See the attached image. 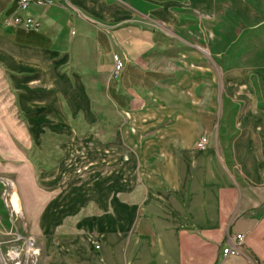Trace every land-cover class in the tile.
I'll return each mask as SVG.
<instances>
[{
	"label": "crops",
	"instance_id": "1",
	"mask_svg": "<svg viewBox=\"0 0 264 264\" xmlns=\"http://www.w3.org/2000/svg\"><path fill=\"white\" fill-rule=\"evenodd\" d=\"M184 1L55 0L24 12L17 0H0V173L17 175L16 144L37 140L29 118L66 128L74 123L63 120L65 111L100 105L101 112L144 110L137 120L147 128L158 122L149 113L159 107L149 102L158 89L184 78L188 95L201 90L200 117L179 115L165 133L154 128L140 134L137 157L123 151L128 160L120 179L96 182L84 193L93 209L89 225L76 224L59 241H46L42 264H264V70L243 79L212 74L208 60L202 61L207 67L191 65L192 56L178 53L186 44L154 28L172 26ZM188 3L210 12V0ZM23 16L40 30L4 25L7 17ZM114 55L124 63L116 80ZM71 64L74 71H68ZM80 67L100 79L102 99L96 84L87 95ZM198 68L199 83L193 73ZM12 103L26 122L20 133L16 119L2 118ZM91 117L92 127L101 126ZM201 137L208 141L204 149L197 148ZM7 143L14 146L7 149ZM33 176L31 170L25 178L35 185ZM68 200L50 197L49 210L65 203L58 212L69 213L75 204ZM17 204L13 194L9 205L16 210ZM56 217L43 215L44 226ZM237 235L243 236L239 256L223 258Z\"/></svg>",
	"mask_w": 264,
	"mask_h": 264
},
{
	"label": "rangeland",
	"instance_id": "2",
	"mask_svg": "<svg viewBox=\"0 0 264 264\" xmlns=\"http://www.w3.org/2000/svg\"><path fill=\"white\" fill-rule=\"evenodd\" d=\"M181 4L183 13H179L176 21L175 19L173 22L169 21L172 26L156 25L158 27L154 28L182 40L186 45L179 49L181 51L178 53L192 56L191 65L207 67L202 61L208 60L212 74L223 72L222 76L231 78L237 76L243 79L247 72L264 70V0H210L211 9L208 13L202 12L203 10L199 8L192 10L188 0ZM73 68L71 64L68 71H74ZM198 72H201V68L193 69L197 83L201 81ZM77 73L82 78L87 95L96 84L97 96L102 99L100 79L96 80L95 75L84 67L78 68ZM184 83V78L182 83L170 81L157 90L155 99H149V102L159 104L155 111L149 112L158 119V122L147 128L141 126L143 124L140 125L137 120L144 118V110L134 114L108 109L101 112L98 109L100 105L97 106V110L81 109L83 105L80 104L77 105V111H65L63 120H71L74 123L73 126L69 125L66 128L53 129L48 126V129L49 122L40 124L42 117L38 116L40 119L37 122H32L29 118L33 124L32 134L37 140L29 142L30 144L20 142L16 144L18 157L16 161L13 160L15 162L13 164L18 166L17 175L0 173L2 257L6 258L7 251H21L31 247V250L38 252L35 256L36 262L34 258L33 262L42 264L41 252L47 242L59 241L60 237L63 238L74 231L73 227L76 224L88 226L89 214L93 209L90 201H86L84 193H90V187H95L96 182L106 184L107 180L120 179L124 172L123 164L128 160V155L123 156V151L137 157V140L140 134H151L154 128L165 133L164 130H169L171 128L169 126L179 115L186 114L190 119L193 116L200 117L202 110L198 107L202 101L201 90L190 96L187 94L189 87L183 86ZM101 103L105 107L104 102ZM192 103L198 109L192 110V107H189ZM11 106L10 110L2 111L3 120L16 119L18 132L20 133L21 129L25 131L26 122L23 114L20 111L16 114L14 103ZM99 113L104 115L101 117ZM91 114L97 117L101 126L92 127L94 119L91 120ZM98 115L103 118L105 126H102ZM6 128L8 127H3V131ZM100 141L109 143L101 144ZM5 145L7 149L14 146L10 143ZM1 149H5L4 144ZM8 161L1 162L4 164ZM31 170L35 185L30 184L29 179L25 178L26 173H30ZM58 179L60 183L52 188V182ZM4 181L11 182V186L6 187ZM77 186L82 189L77 191L75 189ZM79 191L82 194L77 195ZM13 194L17 196L19 202L16 210L9 205ZM50 197L60 199V202L68 197V203L75 206L69 213L58 212L65 208V203L49 210ZM47 213H51V216L57 214L56 218L47 222L50 233L44 232L47 227L42 222L43 215Z\"/></svg>",
	"mask_w": 264,
	"mask_h": 264
},
{
	"label": "built area",
	"instance_id": "3",
	"mask_svg": "<svg viewBox=\"0 0 264 264\" xmlns=\"http://www.w3.org/2000/svg\"><path fill=\"white\" fill-rule=\"evenodd\" d=\"M55 2V0H39L33 2V0H17V7H24V12L28 10L31 4H35L37 6H50ZM5 26H19L22 27L25 31H38L40 30V26H36L35 24H28L25 22V16L20 17L19 19H10V17L6 18L4 23ZM124 68V63L117 57L113 56V70H112V78L114 80L120 77ZM208 145L207 138L201 137L197 144V148L204 149ZM7 186H11V182L4 181ZM3 182V183H4ZM235 243H230L227 247L223 248L221 255L223 258H231L237 257L240 253V244L243 241V236L237 235L233 239ZM38 255L36 250H31V247L26 248V250H10L5 253L6 258H3L2 251L0 250V263L1 264H35L36 259L35 256ZM33 258L35 262H33ZM10 262V263H8Z\"/></svg>",
	"mask_w": 264,
	"mask_h": 264
},
{
	"label": "bare ground",
	"instance_id": "4",
	"mask_svg": "<svg viewBox=\"0 0 264 264\" xmlns=\"http://www.w3.org/2000/svg\"><path fill=\"white\" fill-rule=\"evenodd\" d=\"M18 8H19V10H24V7H18ZM16 19H18V18H16ZM25 22L28 23V24H33V21H31L30 19H27Z\"/></svg>",
	"mask_w": 264,
	"mask_h": 264
},
{
	"label": "trees",
	"instance_id": "5",
	"mask_svg": "<svg viewBox=\"0 0 264 264\" xmlns=\"http://www.w3.org/2000/svg\"><path fill=\"white\" fill-rule=\"evenodd\" d=\"M99 116V119L101 120V117H100V115H98Z\"/></svg>",
	"mask_w": 264,
	"mask_h": 264
}]
</instances>
